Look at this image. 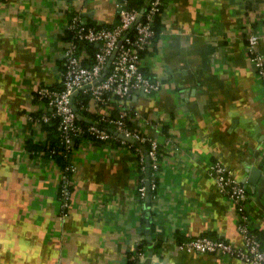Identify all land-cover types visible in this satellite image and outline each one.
Returning <instances> with one entry per match:
<instances>
[{
  "label": "crops",
  "instance_id": "obj_1",
  "mask_svg": "<svg viewBox=\"0 0 264 264\" xmlns=\"http://www.w3.org/2000/svg\"><path fill=\"white\" fill-rule=\"evenodd\" d=\"M76 13L111 24L117 0H0V264H127L139 246V264H252L177 244L206 234L241 245L238 214L208 170L218 161L246 184L264 248V85L246 51L256 33L264 58V0H163L164 30L141 56L160 88L123 102L129 126L157 140V187L140 198L135 152L84 140L62 209L60 168L29 115L44 110L34 88L60 84Z\"/></svg>",
  "mask_w": 264,
  "mask_h": 264
},
{
  "label": "built area",
  "instance_id": "obj_2",
  "mask_svg": "<svg viewBox=\"0 0 264 264\" xmlns=\"http://www.w3.org/2000/svg\"><path fill=\"white\" fill-rule=\"evenodd\" d=\"M162 10L163 0H147L140 9L130 6L128 0H117L118 21L110 27L90 25L78 13L73 14L66 22L65 31L68 36L61 54L63 67L59 73L60 84L57 87L45 84L35 87L33 95L43 102L44 110L39 117L29 115V119L36 123L57 117L60 141L65 152H71L64 169H59L57 196L62 209L69 203L71 178L75 171L72 161L75 150L72 147L73 137L82 132H87L106 143H111L110 140L119 141L118 144L132 149L140 168L146 171L148 166L151 167L148 186L150 184L152 189L156 187V175L159 170L157 140L127 125L126 119L130 117L131 109L123 102L134 89L152 93L160 88L161 82L143 71L141 56L155 34L164 30L161 26L156 31L153 25L155 16L161 14ZM258 38L253 32L247 35L246 51L249 62L264 85V58L256 48ZM89 44L95 46L92 52L88 48ZM80 90L90 94L89 103L102 108L97 113L96 120L89 122L85 127L79 123L78 119L82 116L72 101L73 96ZM112 103L120 105L117 106V113L107 109ZM118 134L131 136L142 145L147 143L146 151L138 143L130 142ZM208 170L214 177L219 191L230 199L238 214L237 229L241 235V245H234L221 237L202 234L180 241L177 247L185 251L227 255L246 263L264 264V248L248 221L246 209L249 193L246 184L240 181L228 166L218 161L212 162ZM141 180L146 181L145 175ZM138 193L140 196L145 195V184L138 185ZM143 255L144 252L137 249L129 256L131 264H139L138 257Z\"/></svg>",
  "mask_w": 264,
  "mask_h": 264
},
{
  "label": "trees",
  "instance_id": "obj_3",
  "mask_svg": "<svg viewBox=\"0 0 264 264\" xmlns=\"http://www.w3.org/2000/svg\"><path fill=\"white\" fill-rule=\"evenodd\" d=\"M146 1L147 0H128V4L130 6L137 8V9H140L146 3ZM117 21H118V17H117ZM117 21L113 22L111 24L98 23L95 21H87V23L90 25H95L97 27H99V26L110 27L113 24L117 23ZM153 25H154V28L156 31H158L161 28L162 22H161L160 14L155 16L154 21H153ZM65 33H66V37H67L68 36L67 32L65 31ZM88 48L92 52L94 50L95 46H94V44H89ZM50 86L57 87L58 84H52ZM89 100H90V94L88 92H85L82 90L77 92L73 96V99H72L73 103L75 104V106L77 108V111L82 116V118L78 119V121L83 127H85L89 122L95 121L96 116H97V114L95 115L92 111H90L88 109ZM117 111H118V107L116 106L115 103H112L111 112L117 113ZM32 114L34 115V118L39 117V115H40V113H36V112L32 113ZM126 122H127V125L129 126V124H128L129 119L128 118L126 119ZM38 123L40 125V128L42 130L46 131L45 139L43 140V142H45L43 144L44 147L42 149L43 155L45 157L50 158L51 160L55 161L57 163V166L60 169H64L65 164L68 162V160L71 156V152L66 153L64 145L60 141L59 128H58V118L52 117L47 122L39 121ZM109 127H111V126L109 125ZM73 139H74L73 145H72L73 148L78 147L79 144L81 142H83L84 140H90V141H95V142H105L104 140H100V139L92 136L91 134H89L87 132H82L79 135H75L73 137ZM110 141H111V143H118L119 142V141L115 142V140H110ZM27 144L29 145L32 143L28 142ZM32 145L36 146V148H34L33 152H35V151L39 152L38 149L42 148V145H41V143L39 144V142H38V144L36 143V144H32ZM131 146L133 148L134 144ZM144 146H145V149H147V143H145ZM137 170H138V178H139V183H137V184H139V185L145 184V180H141V178H144L145 169L140 168V164H138ZM148 171H149L148 183H150V180H151V167L150 166H148ZM156 187H157V182H156ZM156 187L152 189V188H150V184H149V186H148L149 192L155 191ZM142 197H144V196H141L140 198H142ZM255 232L260 239L259 233L257 231H255ZM260 241H261V239H260ZM261 245H262V243H261ZM137 249L141 250L142 248L139 246ZM131 263H132V260L129 258L127 261V264H131Z\"/></svg>",
  "mask_w": 264,
  "mask_h": 264
},
{
  "label": "water",
  "instance_id": "obj_4",
  "mask_svg": "<svg viewBox=\"0 0 264 264\" xmlns=\"http://www.w3.org/2000/svg\"><path fill=\"white\" fill-rule=\"evenodd\" d=\"M112 56H113V53L111 54L110 58H112ZM108 65H109V61L107 62V66ZM118 135L121 137H125L130 142L138 143L139 145H141V147L144 149V151H146L145 146L142 145L141 143H139L136 139L132 138L131 136H123L122 134H118ZM146 165H148V161H146ZM148 176H149V171H148V169H146V171H145V178H146L145 186H146V192L147 193H148Z\"/></svg>",
  "mask_w": 264,
  "mask_h": 264
}]
</instances>
